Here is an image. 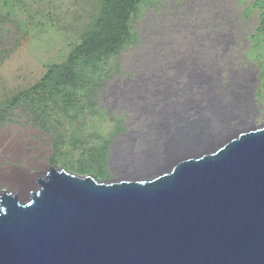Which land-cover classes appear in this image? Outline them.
<instances>
[{"label": "water", "instance_id": "1", "mask_svg": "<svg viewBox=\"0 0 264 264\" xmlns=\"http://www.w3.org/2000/svg\"><path fill=\"white\" fill-rule=\"evenodd\" d=\"M128 171L52 169L26 206L3 191L0 264H264V124Z\"/></svg>", "mask_w": 264, "mask_h": 264}, {"label": "rangeland", "instance_id": "2", "mask_svg": "<svg viewBox=\"0 0 264 264\" xmlns=\"http://www.w3.org/2000/svg\"><path fill=\"white\" fill-rule=\"evenodd\" d=\"M165 1L172 0H138L129 21L128 41L116 54L100 62L81 64L85 86L63 88L54 111L46 115L34 104L18 101L10 108L8 102L18 92L35 85L51 65L66 60L81 36L94 27L103 0H0V187L7 184L13 190L25 189L27 180L36 190L37 176L45 174L49 167L90 175L98 181L120 173L122 161L117 162V155L124 147L129 149L126 143L131 137L124 138L140 128L132 122V131L124 134L120 124L124 116L115 109L109 112L111 98H104V88L114 84L119 76L124 79L140 70L166 67L165 55L185 47V39L172 45L166 41L148 65L131 57L133 51L143 47V29L151 18L162 13ZM236 8L241 17L237 42L231 51L257 69L260 81L255 98L260 106L253 124L260 126L264 124V0H236ZM192 42L196 44L195 39ZM66 94L72 97L66 100ZM16 140L21 147L14 152L11 145ZM115 140L118 142L113 146ZM15 170L20 174L12 179ZM27 189L28 195L33 189Z\"/></svg>", "mask_w": 264, "mask_h": 264}, {"label": "bare ground", "instance_id": "3", "mask_svg": "<svg viewBox=\"0 0 264 264\" xmlns=\"http://www.w3.org/2000/svg\"><path fill=\"white\" fill-rule=\"evenodd\" d=\"M239 17L236 0H172L166 2L162 13L149 20L140 38L143 47L131 53L134 61L148 65L166 41H171L170 45L179 39L188 42L184 48L165 55L166 67L140 70L124 79L119 76L114 84L104 88V98H111L109 112L115 109L124 116L120 122L126 131L124 134L132 131V122L140 128L132 132V136L123 135L124 139L131 138L126 143L129 149L124 147L117 155V162L122 161L120 173L255 121L260 106L255 98L260 81L257 69L231 51L238 38ZM206 30L207 34H202ZM117 142L113 141L112 145ZM11 146L16 152L21 147L20 141L16 140ZM52 169L98 182L90 175L79 176L54 167L38 175L35 182ZM139 170L146 171L143 167ZM18 174L20 171L15 170L12 179ZM25 183V189L18 186L20 190L5 184L0 187V197L3 191L12 199L16 194L18 205H28L32 201L30 194L42 192V187L37 183L34 190V185L27 180ZM27 188L33 189L28 195Z\"/></svg>", "mask_w": 264, "mask_h": 264}, {"label": "trees", "instance_id": "4", "mask_svg": "<svg viewBox=\"0 0 264 264\" xmlns=\"http://www.w3.org/2000/svg\"><path fill=\"white\" fill-rule=\"evenodd\" d=\"M138 0H103L94 27L81 36L80 43L60 64L51 65L33 86L18 92L8 102L11 108L18 101L34 104L40 112L51 114L56 98L63 88H83L80 65L100 62L117 53L130 38L129 21L136 11ZM71 94L64 95L66 100Z\"/></svg>", "mask_w": 264, "mask_h": 264}, {"label": "flooded vegetation", "instance_id": "5", "mask_svg": "<svg viewBox=\"0 0 264 264\" xmlns=\"http://www.w3.org/2000/svg\"><path fill=\"white\" fill-rule=\"evenodd\" d=\"M254 123V122H253Z\"/></svg>", "mask_w": 264, "mask_h": 264}]
</instances>
